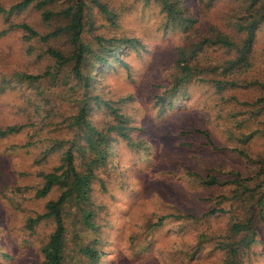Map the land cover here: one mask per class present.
Here are the masks:
<instances>
[{"label": "rangeland", "instance_id": "rangeland-1", "mask_svg": "<svg viewBox=\"0 0 264 264\" xmlns=\"http://www.w3.org/2000/svg\"><path fill=\"white\" fill-rule=\"evenodd\" d=\"M18 1L0 0V8L8 10ZM103 1L118 14L120 25L96 32L136 35L146 45L141 53L132 52L129 57L131 78L121 71L101 76V81L95 83L106 93L113 91V97L133 95L128 113L135 144L123 138L116 141L114 158L118 167L106 174L109 189L104 191L100 185L94 188V198L100 206L97 210L95 207V231L84 232L81 209L74 204L67 206L65 222L70 236H74L73 225L81 228L78 233L82 242L69 241L66 262L88 264L79 246L89 244L103 252L96 264H224L225 243L231 242L226 235L231 228V214L206 212L217 202L215 195L225 192L234 198V192L231 186L204 190L186 175V167L203 173L217 166L224 169L219 176L230 179L232 176L226 171L240 169L248 175L253 163L244 155L225 151L224 146L243 149L253 158L264 153L262 133L246 139L264 123V110L258 111L257 102L264 93V25L250 53V65L228 78L236 84L217 90L209 82L223 78L222 75L196 74L209 81L194 77L175 93L164 112L161 105H156L155 96L172 86L173 73L181 74L175 70L179 47L220 34L241 46L242 34L233 25L241 15L238 0H183L186 15L194 20L189 22L188 30L168 24L156 1ZM63 6L64 0L45 9L31 7L10 16L0 14V130L14 124H30L18 133L0 136V264H42V247L55 224L44 219L31 226L29 219L46 212L48 201L60 194L57 187L47 195L39 194L43 173L61 163L60 152L44 153L52 138L65 136V129L56 126L68 120L77 105L72 100L74 84L65 83L72 63L56 65L45 53L50 46L69 51L67 36L28 40L21 29L5 30L10 20L24 21L46 35L66 23L56 15ZM44 10L54 13L51 20L43 19ZM237 52L236 47L207 45L194 58L193 65L209 69L235 57ZM48 67L52 75L43 85L31 84L18 75L38 74ZM74 88L78 94L83 91L76 85ZM48 96L54 106L47 112H38L37 106H45ZM90 105L89 118L97 127L109 123L107 108L99 109L93 101ZM198 129L209 131L219 148L206 147ZM235 206L234 212L239 214L240 202L235 200ZM177 209L195 217L176 222L169 216L161 227L147 228L157 215ZM257 223L259 241L238 255L242 264H264V222L259 219Z\"/></svg>", "mask_w": 264, "mask_h": 264}, {"label": "trees", "instance_id": "trees-1", "mask_svg": "<svg viewBox=\"0 0 264 264\" xmlns=\"http://www.w3.org/2000/svg\"><path fill=\"white\" fill-rule=\"evenodd\" d=\"M60 1L62 0H20L8 10L0 8V14L3 12L10 16L31 7L45 9L47 5ZM147 1L158 2L168 24L172 26L179 25L188 30L190 28L189 22L194 21L192 17L186 15L183 0ZM238 11H241V15L234 20L233 25L237 33L242 34L241 46H237L236 41L231 40L225 34H220L214 39L205 37L192 46L179 47L175 70L181 74L176 76L173 73L172 86L166 87L162 92L156 93L155 96L156 105H161L164 112L167 111L166 104L172 102L171 98L175 93L194 77L201 81H209L200 76L202 74L207 76V72L222 75L223 78H212L209 83H213L217 90H223L227 84H236L228 78L233 77L239 70L250 65V53L258 31L264 25V0H238ZM53 15L54 13L48 10L42 12L43 19L46 21L51 20ZM56 15L65 19L66 23L46 35H42L30 23L24 21L10 20L11 23L5 30L8 32L13 29H21L28 40L39 37L46 41L50 38L66 35L70 44L69 51H63L54 46L45 50V53L54 59L56 65L72 63L70 75L65 79V83L74 84L71 87L72 95L74 94L72 100L77 105L75 113L64 123H58L56 126V129H65V132L63 131L65 136L57 139L52 138L47 151L44 153L47 155L60 152L61 163L52 171L43 173L44 184L39 194L47 195L55 187L59 188L60 194L56 199L48 201L46 212L29 219L31 226L44 219H51L55 224L54 231L42 247V264H67L69 241L82 242V239L79 241L81 235L78 233L81 228L78 230L73 225L74 236H70L71 232H69L65 222L68 205L74 204L81 209L84 232L95 231L97 228V225L93 223V218L96 215L95 207L97 210L100 206L94 198V188L96 185H100L104 191L109 189L106 174H110V169L118 167V162L114 158L116 141L123 138L131 145L135 143L132 138V127L129 125L130 115L128 113L132 108L133 95L127 93L113 97V91L106 93L101 85L95 83L100 80L101 76L106 77L110 73L119 74L121 71L131 78L132 71L129 61V57H132L131 53H141L146 49V45L139 36H117L113 32L110 34L96 32L100 28H115V26L120 25L118 14L114 13L106 1L64 0V6ZM207 45H220L226 48L236 47L238 54L209 69L195 67L193 65L194 58ZM49 70L50 67L38 74L19 73L18 75L31 84L43 85L46 79L52 75ZM196 74H200V76ZM75 85L83 90L81 94L77 93L74 88ZM90 101H93L99 109L107 108L108 116H110L109 123L97 127L91 121L89 118L92 108ZM53 102V99L48 96L46 97V105L37 106L36 110L47 112L54 106ZM257 102L260 105L258 111L264 110V93ZM49 103L51 104L50 107H48ZM28 126L30 124L27 123L10 125L0 130V136L18 133ZM197 132L204 136L206 147L219 148L209 131L198 129ZM258 133L264 135V123L262 128L251 131L246 139H251ZM223 149L236 152L250 159L253 163L251 172L249 171L248 175H244L240 169L225 170L232 177L223 179L219 174L223 173L222 170L224 169H217V166L207 169V172L203 173L193 171L194 168L186 167L188 169L186 175L190 176L192 180H196L204 190L231 186L234 198L225 192L215 195L218 197L216 205L213 204L206 214L214 215L219 212L231 214V228L226 234L228 241L231 242L225 243L227 255L224 264H242L238 255L248 251L254 243L259 241L257 222L259 219L264 222V153L253 158L238 147L227 145ZM235 200L240 202L239 214L234 212ZM227 203L229 208H226ZM157 216L154 221L148 224L149 230L161 227L169 216H173L176 222L195 217L191 212L181 209ZM79 251L86 258L88 264L99 263L103 254L98 247H92L89 244H81Z\"/></svg>", "mask_w": 264, "mask_h": 264}]
</instances>
